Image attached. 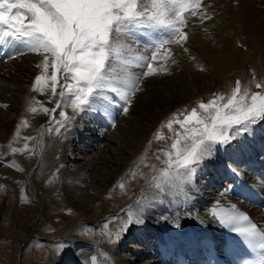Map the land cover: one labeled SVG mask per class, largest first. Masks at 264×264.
I'll use <instances>...</instances> for the list:
<instances>
[{"label":"bare ground","instance_id":"6f19581e","mask_svg":"<svg viewBox=\"0 0 264 264\" xmlns=\"http://www.w3.org/2000/svg\"><path fill=\"white\" fill-rule=\"evenodd\" d=\"M195 11V15L192 14L191 9L183 14L186 21H188L187 26L182 29L188 34L187 41L182 44L169 43L164 46L166 49H171V52H166L163 49L156 52L153 51L159 44V41L166 38L169 31L167 29L158 30L149 38L141 37L138 40L128 38L126 40V42L133 45V55L146 58L134 61L129 66V69L131 67L134 70H128L132 76L141 79L143 72L147 70V58H151L153 55L155 56V59L152 60L153 70L159 69V71L148 74L149 80L143 79V86H140L139 91L136 92V101L140 107L138 116L125 117V112L120 110L124 103L118 97V93L111 92H109V98L112 103L107 111L93 110L86 111L85 113L82 112V116L85 114L84 120L88 119L86 117L89 116L93 121L90 124L83 122L86 127L80 131L83 133L78 135V139L74 140L81 141L82 139L83 144H81L80 148L77 147L79 146L77 143L71 142L69 144L65 141L66 135L71 131L69 125L71 122L68 124H64L63 120L62 122H56L59 119L56 114L63 109L62 103L68 95L67 92L65 94L66 97L65 95L63 97L59 95L66 81L63 69L60 73L62 76L58 81L57 95H52L51 97L52 92L51 90L48 91L50 86H53L51 80L50 83L49 81L47 84L42 82L35 87H32V84H30V76L33 73V75H36L35 80L41 73L45 74V76L53 75L55 69L51 66V58H49V66L45 73L43 61L46 54L30 51L23 45L12 47L7 43L0 44V178L10 179L14 174L5 165L7 160L3 149L4 143L7 144L11 136V129L15 125L19 128V133L22 130L28 131L27 133L33 137L37 133L41 134L42 127H46L50 123L56 122L57 125L60 123L64 124V127H60V129H57V126L54 124L55 127L53 126L54 132L52 135L47 133L50 128H44L46 137L35 147L37 151L43 150L45 152V161L48 167L52 165L53 158L62 147L64 149L62 151L69 153L68 162L66 160L63 163L72 165L70 159L75 157V153H72V151L81 149V153L86 154L88 153L87 151H90L94 147L93 143L89 144L88 141H83L84 139L90 140L92 138L95 141L97 138L99 143L102 138H107L106 140L108 141L115 138L114 140L117 142L118 149L109 151L112 152L113 159L107 158L104 152L100 154L94 164L92 163L93 161L89 160L86 166L88 168H81L80 171L79 169L67 170L72 174L68 173L69 176H65L62 179L63 182L60 181L62 183L61 185L59 183L60 192L65 193L68 196L66 197L67 200L82 209L83 220L96 223L107 219V217L117 212H121L120 210L124 208L130 207L128 204L136 201L135 191L138 187L142 186L143 196L137 203H140L141 207L144 206V212H137L135 215L138 219L129 221L131 224H134L131 229L128 228L129 230L125 227L129 218L123 214L115 219L117 220V226H114L116 227L114 232H125L128 239L134 237L133 235L135 234L133 233L135 229L143 231V229H139L138 227H146L150 230V235L153 239L164 238L165 241L162 240L159 250H153L150 253V258L141 264H174V256L171 255L174 251V246L186 247V249H190V247L194 248L198 239H201L205 235L219 239L220 226L213 214L215 206L228 205L245 209L264 228V176L260 174V172L264 174V168L261 169L259 167L258 169L255 167L261 163L264 165V159H262L264 158V136L261 137L263 134L259 133L258 128L249 141L250 143L244 142L247 145L244 147V150L237 153L235 158L233 155L238 150L237 146L240 144L238 142L243 141L239 136L241 132L233 140L234 142L238 140L237 144L234 145V142H230L214 145L212 155L205 158L202 164L196 166L195 171L190 176L173 179L171 183L163 184V191L154 186L151 172L149 171L150 165L142 167L141 164L137 166V162L141 160V150L149 139L148 135L158 118L163 113L166 114V110L173 107L177 102L185 98L187 99L191 93L194 94L208 88L207 86L210 84L208 83V76L200 72L203 66L212 64L218 66V68L226 69L231 66L234 60L233 58L226 59V55H230L238 46L251 45L252 43L258 48L264 46V0H202L201 8ZM204 16L210 18L201 19ZM150 53L152 54L151 57H149ZM237 53L239 51H236L234 55ZM222 55H224V59ZM13 86L16 88L11 90L10 87ZM40 89H43V91ZM33 94L35 97L42 95L46 98H52V101L45 107L55 109V112L45 113L36 104L37 112H30L28 110L29 107H35L34 102L31 100L35 98ZM117 108L120 112L117 111ZM22 110L24 113H21ZM35 118H38V122H35ZM109 118L114 119L111 121L112 126L105 129V122ZM80 129H83V127ZM262 129H264V125ZM85 130H95L97 131L96 133H99V136L84 133ZM110 130L114 132L119 131V133H109ZM251 130L252 126L248 125L247 131L250 132ZM63 136L65 142L62 139L60 140ZM254 139H256V143H254L256 145L252 143L255 141ZM30 142H33V138ZM248 144L251 145L249 146ZM34 145L31 146L33 147ZM69 145L71 146L69 147ZM27 153L29 154V152ZM242 153L244 154L242 155ZM30 154L29 157H31ZM217 155H219V158H217ZM227 157L231 158V160L228 161ZM99 159H103V166H97L101 162ZM34 165L29 167L32 168ZM93 166L94 168H98L99 173H92L94 176L89 178L87 176L89 175L88 170ZM29 167L27 168L29 169ZM65 167L68 168L65 165L63 170ZM210 168L215 170L214 179L211 178L209 181L203 182L201 175H204ZM130 169L132 170L131 172ZM125 172H128L129 176L126 183L127 186L124 189H118L117 194L119 193V196L117 197L119 200L112 202L113 199L107 198L110 185L115 180H118L120 185H124L122 175ZM134 172L136 173L135 178H133ZM223 176L230 177L229 183L223 184V181H221V177ZM259 177H262V179ZM213 180L215 181L213 182ZM156 182H159V180ZM45 185L44 181H42L39 190L45 189ZM223 185H227V187L224 188ZM53 188L48 189L47 194H52L56 199V195L54 194L57 190H53ZM0 191L1 207L2 199L7 195L9 197L5 200L7 204L9 203L11 193L2 188ZM133 192L134 195H132ZM57 194L59 193L57 192ZM55 199L48 204L45 203L46 205L40 204L39 209L42 211L46 210L47 207L55 204ZM111 206L114 208L113 211L110 208ZM0 217H3L1 208ZM140 221L143 222V225L137 224ZM24 223L26 225L25 231L27 232V236H30L35 230L34 223L30 224L26 221ZM75 226H77L76 223H74ZM125 228L126 230H122ZM68 233L71 234V237L74 236L76 239L74 244L78 245V252L80 251L79 253L86 255L84 258L89 264H92V257L97 258V264L110 263L106 262V257L102 253V248H106L105 240L98 244L95 242L97 245H91L94 242L88 241L74 228ZM105 238L107 239V237ZM70 240L72 241L73 238ZM113 243L120 245L118 239ZM22 245L23 243H20L16 248L15 254L17 259ZM111 254L109 256H111L112 264H122L121 258L116 253ZM78 257H80L79 254Z\"/></svg>","mask_w":264,"mask_h":264},{"label":"snow or ice","instance_id":"6c2138e0","mask_svg":"<svg viewBox=\"0 0 264 264\" xmlns=\"http://www.w3.org/2000/svg\"><path fill=\"white\" fill-rule=\"evenodd\" d=\"M201 5L202 0H0V44L23 45L30 51L46 54L45 73L49 58L56 73L63 69L65 77L74 81L63 86L72 97L73 111H107L112 103L107 93L111 92L118 93L125 101L123 111L126 112L131 97L140 88V78L129 73V66L134 61L146 59L133 55V45L126 40L149 38L158 30L167 29L171 35L160 40L153 51L171 52L164 48L166 44H182L188 39L187 32L182 30L187 26L184 12L191 9L195 15ZM204 18L210 17L201 19ZM147 59L145 74L159 71L153 70L155 56ZM49 80L53 83L51 92L55 96L57 75H41L36 84H47ZM256 87L264 88V84L257 83ZM59 95L63 97L65 91ZM224 100L223 95L216 96L207 104L199 103L203 114L194 108L184 120L174 117L168 121L169 130L173 123L181 125L184 129L182 139L186 143L180 147L181 134L177 132L172 151L164 152L168 167L161 169L159 178L153 177L154 181L159 180L154 183L156 188L163 191V184L190 176L196 166L212 155L214 145L226 144L235 138L234 129L243 132L249 124L264 119V93L249 94L247 88L242 90L239 81L227 101ZM28 110L37 112L34 106ZM43 111L54 113L55 109L43 108ZM64 117L69 119L66 113ZM156 138L163 140L165 137L158 132ZM236 219L248 221L246 215L230 216L228 221ZM235 230L247 237L249 243H259L264 248V232L258 231L255 224L249 223L247 227ZM92 264H97L96 257H92ZM260 264H264V260Z\"/></svg>","mask_w":264,"mask_h":264},{"label":"rangeland","instance_id":"374dc122","mask_svg":"<svg viewBox=\"0 0 264 264\" xmlns=\"http://www.w3.org/2000/svg\"><path fill=\"white\" fill-rule=\"evenodd\" d=\"M189 13L191 14V12ZM236 51H239V53L234 55ZM151 56L152 54L150 53L149 57ZM222 58L224 59V55H222ZM232 58L234 60L232 61L231 66L227 67L226 69L218 68V66L212 64L203 66L200 72L203 75L208 76V83H210L207 86L208 88L200 90V92L198 91L197 93L194 94L191 93L187 99L185 98L177 102L173 107L167 109L166 114L163 113L162 116L158 118L157 122L154 123L153 129L151 130V132L149 131L150 132V134L148 135L149 139L147 140L146 144L141 150L142 151V153L140 154L141 160L137 162V166L141 164L142 167L146 165H150L149 171L151 172L150 174L152 180L153 177L159 178L158 176L161 173V169H165L168 167V165L165 163L167 157L164 155V152L172 151L171 145L174 142V140L178 138L176 136L177 132L181 134L180 138L182 142L180 147H183L184 144L186 143L182 139L184 135V129L181 128V125L179 123H173L172 129L169 130V128L167 127L168 121L173 120L174 117H178V119L182 121L184 120V117L188 113H190L194 108L197 109L198 112L203 114V110L199 109L198 107L199 103L203 102L207 104L209 101L214 99V97L219 95H223L225 98L223 102H226L227 98L231 95L232 90L236 87L237 81L240 82L242 90L245 88L248 89L249 94L253 92L264 93V88L258 89L256 87L257 83L264 84V46L258 48L255 46L254 43H252L251 45H240L230 55H226V59H232ZM130 69L131 71H134L131 67ZM61 71L59 73H56V70H54L53 72V74L57 75L58 81L62 76V74H60ZM146 72L147 70L143 72V76H142L143 78L141 77L140 79V86H143L142 83L143 79L149 80L148 74H145ZM33 74L30 76L31 79L30 84H32V87H35L37 85L35 80L36 75ZM41 75H45V74L41 73L40 76ZM49 76L51 77L52 75H48L47 77ZM65 80H66L65 84L74 83V81H72L70 77L66 78ZM57 84L58 83H56L55 85L56 90H58L57 88L59 86V84L58 85ZM10 88L11 90H14L16 87L13 86ZM51 88L52 86H50V89H48V91H50ZM62 91H65V94L67 92L64 87ZM33 96L35 97L34 94ZM51 97H52V93H51ZM71 99L72 97L68 94L64 102L62 103L63 109L56 114V116H58L60 119V120L57 119L56 122L58 121L62 122V120L64 124L65 123L68 124L69 122H71V124H69L71 127L70 128L71 131L68 132V134L66 135L67 138L65 139V141H67L69 144L71 142L77 143L79 144V146L77 147L80 148L81 144H83L82 139L81 141L80 140L74 141V140L78 139V135L80 133H83L80 131L85 129L86 126L83 124V122H88L90 124L93 120H91L92 118H89V116L86 117L88 119L84 120L83 118L85 114L84 116H82L81 115L82 112L73 111V109L70 106ZM31 100L34 102V105L36 104L39 107V109L42 110L43 108L47 107V104L52 101V98L49 97L46 98L42 95H39L36 96L35 98H32ZM121 101L122 103H124L122 104V108L124 109V107L126 106L125 101L123 99H121ZM36 105L35 107H37ZM122 108L119 109L122 111L123 110ZM120 110L118 111L117 108L118 112H120ZM139 110L140 107H139V103L136 101V93H135V95L131 97V104L127 106V111L126 112L124 111L126 114L125 117L129 118L133 116H138ZM85 112L86 111H84V113ZM21 113H24L23 110ZM65 113L69 117L68 120H65L64 117ZM37 119L38 118H35L36 120L35 122H38ZM112 120L114 119L109 118L105 122V129L106 127L110 128L112 126L111 125ZM56 122L48 124L50 126L47 125L46 127H42V133L41 134L37 133L33 137H31V134L27 133L28 131L26 132L22 130L19 133L18 131L19 128H17V126L15 125L11 129V136L9 138L10 140L8 139L7 144L4 143L3 153L7 160V163L5 165H7L8 170H10L14 174L10 179L0 178V190L1 188L6 189L11 193V198L9 203L7 204L5 200L7 197H9L7 195L5 196V198L2 199L3 202L0 207L1 212L3 214V217H0V226H1L0 227L1 228L0 229V264H14V263L16 264H89L88 261L84 258L86 255L79 253L80 251L78 252V245L74 244L76 242L74 236L71 237V234L68 233L70 230H73V228L77 230L88 241H90L91 243L94 242L91 245H97L99 242L105 240L106 248L104 247L102 248V253H104L105 255L104 257H106L105 260L108 263L112 262V259H110L111 256H109L111 253H116V255H118L121 258L120 261L122 262V264H141L144 261L148 260L151 256L150 253L153 250L155 251L159 250L160 243H162V240L165 241L164 238L153 239L150 235V230H148L146 227H138L139 229H143V231L135 229L133 233L135 235L132 234L134 237H131L129 239L125 232H119V231L114 232V230H116L115 229L116 227L114 226H117V220H115L117 217H120L123 214L129 218L128 223H126L125 226L127 230H129L134 226V224H131L129 221L138 219V217L135 215L137 212L139 213L144 212L143 209L144 206L141 207L142 205L140 203H137L138 201L141 200L143 196L142 186L138 187L137 190L135 191L136 201L128 204V206H130L128 207L129 209L124 208L120 210L121 212H117L118 214L117 213L113 214L107 217V219L99 221L100 223L99 222L91 223L89 221L83 220L82 212H81L82 209L72 204L71 201L67 200L66 197L68 196L65 193L63 194V192H60V185L62 184L60 183V181L63 182L62 179H64L65 176H69L68 173H71L68 172L67 170L79 169L80 171L81 168L84 167L88 168L86 166L89 163V160L93 161L92 163L94 164L95 161L98 160L100 154H103L104 152L107 158L113 159L112 152L109 151H114L115 149L116 150L118 149L116 145L117 142L116 140H114L115 138L111 141L106 140L107 138H102L101 141H99V143L97 138L95 139V141L94 139L92 140V138H90V140L84 139L83 141H88L89 144L93 143L94 147H92L90 151H87L88 153L86 154H82L80 151L81 149L74 150V152L72 151V153H75V157L70 159L72 165L63 163L67 160L69 153L67 151L65 152L62 151L64 150L62 147V149L61 150L59 149L57 155L53 158L52 165L48 167L45 161V152L43 150L37 151L35 147L37 146L38 143H40L43 140V138L46 137V132H44L45 130L44 128L46 129L50 128L47 132L49 135L53 134L54 132L53 130L55 126H57V129L58 128L60 129L61 123L57 125ZM249 125L252 126V130L250 132L246 130L241 132V134H239V136L243 141L238 142L240 144L237 146L238 150H236L235 154L233 155L234 158L237 155V153L244 150V147L247 145L244 142L250 143L249 141L256 133L257 128L259 129V133L263 134L261 137L264 136L263 133L264 129H262V126L264 125V119H259L255 123H251ZM81 127H83V129H80ZM96 132L97 131L95 130H85L84 133H90L93 136H99V133ZM111 132L114 131L110 130L109 133ZM158 132L165 137L163 140H157L156 135ZM233 132L236 138L239 132H236L235 129L233 130ZM114 133L118 134L119 131H116ZM27 138H31V139L33 138V142L35 145L32 144L33 142L32 143L30 142L31 139H27ZM63 138L64 136L61 137L60 140L62 139V141H64ZM234 139H232L230 142H234L233 141ZM254 140L255 141L252 142L253 144L256 143V139ZM237 141H235L233 144L234 145L237 144ZM25 145H27V148L25 147ZM31 145L34 146L32 147ZM248 145L250 146L251 144ZM70 146L71 145H69V147ZM65 147L67 148L66 144ZM14 148L18 149V151L14 152L13 151ZM27 152H29V154L31 153L30 154L31 157H29V154ZM61 152L64 153L62 154ZM243 154L244 153H242V155ZM157 157H159V159H157ZM217 158H219V155H217ZM99 160L101 162L97 166H103L104 165L103 159H99ZM230 160L231 158H228V161ZM35 161L36 164L34 165ZM66 162H68V160ZM32 165H34V167L30 168L29 166ZM65 165L68 166V168L65 167V169L63 170ZM73 165H75V167H73ZM228 165H230V163H228ZM27 167H29V169ZM95 168L93 166L88 170L89 175L87 176L89 178H92L94 174L99 173L97 170L98 168L96 169ZM130 168L132 169L131 166ZM131 169L130 172L132 171ZM92 173L94 174L92 175ZM214 174H215V170L213 168H210L207 172L204 173V175H201L203 182L209 181L211 178L214 179ZM0 177H1V173H0ZM128 179H129L128 172H125L122 175V180L124 181L123 188L120 187V183L118 180L113 181L110 185L109 191L107 192V196H108L107 198L110 200L113 199L112 202H115V200H119V198L117 197L119 196V193L117 194L118 189H124L125 186H127L126 183ZM229 179L230 177H226V176L221 177V181H223V184L229 183ZM260 179H262V177H260ZM42 181H44V184L46 185L44 187L45 189L43 190L40 189L41 190L40 191L39 187ZM214 181L215 180H213V182ZM153 182L155 183L156 181L153 180ZM223 186L224 188L227 187V185H223ZM52 187H54L53 190L56 189L57 192L59 193L57 194V192H55L54 195H56L55 196L56 199L52 194L49 195L47 194V190L52 189ZM60 194L62 197L60 196ZM132 195H134V192L132 193ZM206 195H208V193H206ZM54 199L56 200L55 204L47 207V209L46 210L44 209V211L39 209L40 204L46 205L50 203V201L52 202ZM110 208L112 211L114 210L112 206ZM24 221L30 224L34 223L35 230L32 232L30 236H27V232L25 231L26 225ZM74 223H76L77 226L74 227ZM137 224L143 225V222L140 221ZM72 233L74 234V232ZM117 235H119V238H117ZM70 237L73 238L72 241L70 240L71 239ZM105 237H107V239ZM117 239L118 241H120V245L117 243L116 244L113 243ZM20 243H23V245L21 246V250L19 252V256L17 259L15 251ZM107 247L109 248L107 249ZM78 254L80 255L81 259L80 257H78Z\"/></svg>","mask_w":264,"mask_h":264}]
</instances>
